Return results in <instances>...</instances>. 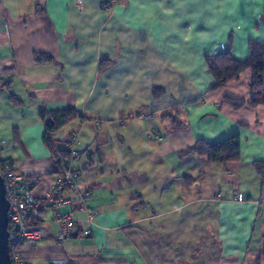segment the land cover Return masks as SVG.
Here are the masks:
<instances>
[{
	"label": "crops",
	"instance_id": "0c3cea01",
	"mask_svg": "<svg viewBox=\"0 0 264 264\" xmlns=\"http://www.w3.org/2000/svg\"><path fill=\"white\" fill-rule=\"evenodd\" d=\"M107 1L0 0L2 157L41 199L79 132L74 167L96 215L89 227L76 209L64 244L49 215L23 264H264V103L251 105V69L214 89L205 64L264 44V0ZM67 109L77 116L51 133L52 153L40 114ZM233 136L237 161L188 154Z\"/></svg>",
	"mask_w": 264,
	"mask_h": 264
},
{
	"label": "built area",
	"instance_id": "2783aa9c",
	"mask_svg": "<svg viewBox=\"0 0 264 264\" xmlns=\"http://www.w3.org/2000/svg\"><path fill=\"white\" fill-rule=\"evenodd\" d=\"M119 0H108L101 9L109 10ZM156 141H161L162 135L154 132ZM3 142L0 140V177L3 180L6 198L9 203L8 232L9 255L12 264H23L19 254L22 244H33L42 238L41 224L46 222L48 216L56 226L54 239L59 244H64L75 234L77 220L75 210H81L84 221L92 227L95 224L96 215L87 207L86 201L91 196L90 190H82L80 187V173L75 169L74 163L80 156L79 132H72L68 136L66 158L59 165V172L50 192L41 199L34 196L29 180L16 173L10 162L2 157ZM64 193H69L65 197ZM234 201H245L242 194L234 196ZM69 210L64 211L63 208ZM90 229L88 233H90Z\"/></svg>",
	"mask_w": 264,
	"mask_h": 264
},
{
	"label": "trees",
	"instance_id": "16d2710c",
	"mask_svg": "<svg viewBox=\"0 0 264 264\" xmlns=\"http://www.w3.org/2000/svg\"><path fill=\"white\" fill-rule=\"evenodd\" d=\"M248 51V57L243 61H239L232 57L229 46L215 55L206 56L205 64L209 74L214 79V89L223 87L228 81L238 78L243 71L251 69L252 78L249 88L252 95L251 105L255 106L258 103H264V44L249 42ZM35 61L38 63H54L52 58L43 55H36ZM100 68H103V63L100 65ZM152 94L157 98L162 95V91L156 88L153 89ZM223 100L234 109H240L244 106V101L242 100H232L229 98H224ZM76 116L77 113L74 109L52 113L42 112L40 114V119L45 126L44 143L50 152L53 153L50 138L51 133L62 128ZM188 154L205 157L211 163L222 164L237 161L240 155V140L239 137L233 136L214 144L198 141L188 150ZM65 158L66 152L59 161L54 162V172L56 174L59 172L60 163ZM254 168L257 174L262 177L264 174V163H255Z\"/></svg>",
	"mask_w": 264,
	"mask_h": 264
},
{
	"label": "water",
	"instance_id": "95a60500",
	"mask_svg": "<svg viewBox=\"0 0 264 264\" xmlns=\"http://www.w3.org/2000/svg\"><path fill=\"white\" fill-rule=\"evenodd\" d=\"M8 210L9 203L6 198L5 186L0 177V264H12L8 248Z\"/></svg>",
	"mask_w": 264,
	"mask_h": 264
}]
</instances>
